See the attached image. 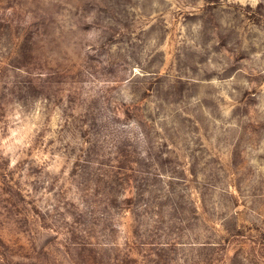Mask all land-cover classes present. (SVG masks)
Instances as JSON below:
<instances>
[{
  "label": "rangeland",
  "instance_id": "obj_1",
  "mask_svg": "<svg viewBox=\"0 0 264 264\" xmlns=\"http://www.w3.org/2000/svg\"><path fill=\"white\" fill-rule=\"evenodd\" d=\"M0 264H264V0H0Z\"/></svg>",
  "mask_w": 264,
  "mask_h": 264
}]
</instances>
